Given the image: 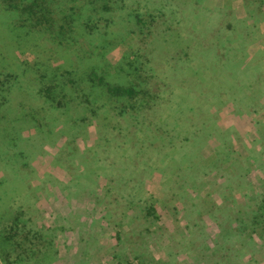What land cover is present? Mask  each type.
Here are the masks:
<instances>
[{
	"label": "trees",
	"instance_id": "1",
	"mask_svg": "<svg viewBox=\"0 0 264 264\" xmlns=\"http://www.w3.org/2000/svg\"><path fill=\"white\" fill-rule=\"evenodd\" d=\"M99 1L101 10L106 12L111 8L109 2H113V0ZM95 3V0H83L80 6L71 4L67 0H0V171L2 172L0 175V256L4 263H7V256H10L12 250H16L17 258L27 252L35 254L39 249L38 243L34 244L35 249L25 245L27 242L31 243V238H36L39 243H42V232L34 228L26 229L22 233L21 242L16 241L15 237L27 227L26 222L31 217L26 215L41 199L39 192L43 190V187L48 191L46 188L53 181L58 184V188L60 185H63V188L73 187L75 191L67 194L71 197L76 195L78 190L87 189L86 181L91 182L93 187L99 186L100 181L92 179L86 173L97 174L88 163H84V153H80L82 161L77 166L80 171L75 177L66 181H62L64 178L62 174L59 176L55 173L48 178H43V176L46 177V173L37 177L28 161L32 144H35V137L32 144L29 138L26 145L24 141L27 138H24L21 133L23 128H34L39 131L38 135L44 134L43 136L50 141L54 138L56 140L57 135L65 133L66 130L74 131L77 136L78 130H82L86 138L87 129L82 128L92 124L93 119H89V115H86L89 112L90 116L96 119L93 125L97 138L93 149L88 148V150H94L95 154L98 153L96 147L104 149L105 143L117 139L116 134L124 133L125 142L128 145L124 147L126 151H120L121 156H125L127 162L137 166L140 174H133L135 177L129 178L131 189L134 190L133 194L129 193V197H118L120 190L130 189L126 182H115L109 179L107 185L102 184L109 186L105 190L106 197L110 196L113 190H115V196L104 203L101 217L109 223L114 213L123 217L126 215V209H132L136 204L135 207L143 210L146 216L158 218L159 208L154 204L155 197L149 195V198L143 200L136 196L143 192L142 173L157 171L166 178L164 179V183L167 181L166 184L185 182L181 189L183 193L186 192L188 200H191L195 195H188L189 184H191L189 188H192V192L197 193L193 183L196 179H201L202 175L206 176L210 170L205 169L203 164L199 151L201 146L211 138L217 139L219 146L216 148V153L223 152L221 157L223 161L231 160L230 153L234 152L231 149L230 130L220 128L218 125L217 116L221 114L220 109L223 106L227 108L232 105L233 114L225 120L229 122L232 120L236 126H240L241 117L244 119L245 114L256 111L255 105L264 103V54L263 52L249 54L243 35H236V39L244 42L242 47L235 45V39L231 41V35L225 36L227 43L215 38L207 44L204 56L210 64H207L206 70L199 63L191 67L192 70L189 73L191 76L188 77L186 74L180 80L179 90L175 96L169 95L163 98L159 96L158 91L151 92L150 87L145 84V80L150 75L143 76L141 71L145 69L148 59L140 62L138 67L126 63L128 70H125L124 65L116 66V74L125 70L123 71L125 76H133L134 80H130L129 77L122 83L112 82L110 76L112 73L102 71L107 68V63L104 65L103 62H108L104 57L105 50L108 46L110 49L114 47L118 43V37H125L133 31L141 34V37L149 35L155 20L152 15L143 11L123 9L122 13L120 11L115 18L104 12L103 14L107 16L97 21L99 25L94 27L88 21L92 19L91 11L94 10ZM82 11L87 12L88 17ZM113 22L124 24L120 27L122 29L125 27V33H119L117 28L114 29ZM228 28H233V24L228 25ZM74 34L83 36L86 41L91 40L89 44L93 45V49H85L80 54L75 48H69V43L74 39L77 40ZM48 37L53 45V54H50L51 62L46 59L45 49L41 48L42 40L47 41ZM183 40L188 41V39ZM214 46L220 47V50L211 49ZM29 48L36 55L43 54L40 57L37 56L33 62L21 60L19 54ZM99 49L101 52L98 51ZM54 55L57 58H64L63 62H58ZM220 58L224 59L223 63L215 64L214 60ZM207 72L208 75L205 76L204 73ZM21 76L27 78L24 87ZM192 89H197V94L192 92ZM31 90L38 99H41L43 104L41 107H47V109H35L30 98ZM204 95L210 96V99L207 97L203 100L199 97ZM190 96L192 99L189 102ZM212 106L213 111L210 110ZM100 110L104 121L96 118ZM141 112H144V118L136 116ZM120 117L125 127L116 121ZM112 119L115 123L111 125ZM139 124L147 126L145 133L138 130ZM44 128L47 129L44 130ZM122 145L123 143L119 147ZM128 147L134 149L135 154L127 153ZM82 151L85 152V149ZM148 152L150 155L146 157L145 154ZM230 164L235 167L234 161ZM53 165L62 168L59 162H54ZM84 176L86 181H81ZM32 177L37 178L33 183ZM191 180L195 181L191 182ZM226 185L229 186L227 183ZM232 188L229 186V189ZM60 190L64 189L60 187ZM145 192L147 193L146 190ZM20 193H24L21 199L17 197ZM213 199L209 194L203 198L209 203L205 212L197 208L193 201L192 204L189 202V206L192 207L190 212L199 218L198 223L205 216L213 219L219 234L223 235L222 240L230 239L233 234L234 241L231 243L227 241L226 244L230 245L225 250L239 255L245 250L242 240L238 239V234L242 233L240 225L244 219L239 217V211L235 212L232 207L236 203V195L235 197L220 196L222 200L220 202ZM263 200L264 196L261 198L262 202ZM227 204L229 207H226ZM257 210L260 211L252 216L254 222H258L264 216V202L257 207L256 212ZM2 222L4 224L1 225ZM45 234L49 238L52 237L50 233ZM218 247L221 249L214 244L213 252L216 253ZM225 257H228L227 254ZM138 258L139 260L135 263L126 260L117 264H150L143 256ZM148 259L153 260L149 256ZM159 262L155 263L159 264ZM249 262L259 264L257 260L250 259ZM249 262L246 264H250ZM208 264L218 263L215 259V262L210 260Z\"/></svg>",
	"mask_w": 264,
	"mask_h": 264
},
{
	"label": "rangeland",
	"instance_id": "2",
	"mask_svg": "<svg viewBox=\"0 0 264 264\" xmlns=\"http://www.w3.org/2000/svg\"><path fill=\"white\" fill-rule=\"evenodd\" d=\"M67 1L80 6L83 2V0ZM95 2L93 6L95 8L91 11L93 16L90 18L92 19L88 21L94 27L99 25V23H96L97 21L107 16L103 14L106 11L100 8L99 4L101 2L99 0H95ZM109 4L111 8L106 13L108 16L111 15L112 18H115L120 11L122 13L123 9L127 11L136 9L152 15L155 25L151 29V33L145 37H141V34H137L134 31L133 33H128L125 37H118V43L111 49L108 46V51L106 49L104 52V57L107 58L108 62H103L104 65L107 63V68L102 71L111 72V81L115 83L125 82V79L129 77L130 80H134L133 76H125L123 73L127 69L126 63L138 67L140 62L148 59L145 69L141 71L143 76L150 75L145 80V84L150 87L151 92L158 91L159 96L163 98L169 95H176L179 90L180 80L186 74H188V77L191 76L189 73L192 70L191 67H194L195 64L199 63L206 70L207 64H210V62H207L206 56H204V49L215 38L227 43L225 36L231 35V41L235 39V45L242 47L244 42L241 39H236V35H243L248 53L254 52L255 47L260 46L261 42H264V0H113ZM82 13L88 17L87 12L82 11ZM144 18L148 19L145 16ZM231 23L233 28H228ZM122 25L124 24L113 22L114 29L117 28L119 33L124 34L126 29L125 27L122 29L120 27ZM135 29L138 32L137 28ZM86 33L89 34L90 32L86 31ZM74 36L77 37V40L75 41L74 39L70 42L69 48H75L80 54L85 49H93V45L89 44L91 40L86 41L83 36L78 34H74ZM47 39L49 41L42 40L41 48L45 49V52H47L46 59L51 62L50 54H53V45L50 42V37ZM183 39H188V41ZM211 49L219 51L220 47L214 46ZM98 51L101 52L100 49ZM42 54L37 53L36 55L29 48L28 50H23L19 57L21 60L33 62L37 56L40 57ZM54 57L58 62H63L64 58H57L55 55ZM223 61L224 59L220 58L214 60V63L220 65L219 62L223 63ZM122 65H124L125 70L116 74V66L121 67ZM186 66L188 67L185 68ZM129 71L131 72V70ZM204 75L207 76L208 72L204 73ZM20 79L24 81V87L27 83V78L21 76ZM192 90V92L197 94V89ZM15 92L18 93L17 90ZM199 97L203 100L207 99V97L210 99V96L206 95ZM30 98L35 109H47V107H41L43 106L42 101L37 98L33 90H31ZM17 99L19 101L20 97L18 96ZM191 99L190 96L188 101L190 102ZM213 109L214 107L212 106L210 110L213 111ZM231 109H233L232 105L227 108L223 106L220 109L221 114L217 116L220 128H227L231 133V149L234 150V152L230 153L231 160L223 161L221 159L223 152L221 154L216 153V148L219 146L217 139L212 140L211 138L204 143L199 151L205 169H210V174L208 173L207 177L202 175V178H198L196 181L191 180V182L195 181L193 184L198 191L197 193L192 192V188H189L191 184H189L187 188L188 195H195L191 200L186 197V192H182L181 187L185 182L180 184L169 182L166 184L167 181L164 183L166 178L157 171L142 173L141 188L143 192L136 196L141 197L143 200L149 198V195L154 196V204L159 208V217L146 216L143 210L135 207L137 206L136 204L132 209L127 208L126 215L123 217L114 213L113 217L109 219V223H111L113 228L111 230L108 229L106 235L111 241V245H113V253L117 257L118 262L129 260L135 263L139 260L138 257L143 256L150 264H157L155 263L156 261H160L159 264L161 262H166V264H208L210 260L215 262V259L218 264H246L250 259L257 260L259 264H264V216L258 222H254L252 219L253 214H257L260 211L257 210L256 212L257 207L264 202V200L263 202L261 201L264 196V103L263 105H255L256 111L245 114L243 116L244 119L241 117L239 120L240 126H236L232 120L230 122L225 120L233 114ZM249 111H251L250 108ZM98 113L100 114L96 118L104 121L102 111L100 110ZM145 113L149 114V112ZM86 115H89V119H93L92 124L88 125L87 128H82L87 129L86 138L82 130H78V136L74 131L66 130L65 133L57 135L56 140L55 136L52 137L54 139L51 141L43 136L44 134L38 135L39 131L31 127L23 128L21 133L24 138H27L24 141L26 145L29 138L32 144L35 137V144H32L28 161L29 165L34 168L37 177L42 176L44 173L47 175L46 177L43 176V178H48L54 173L59 176L62 174V177H64L62 181L75 177L80 171V169H77V166L82 161L80 153H84L85 159L83 160L85 162H83L88 163L90 168L95 169L97 172L94 175H90L89 172L86 173L92 179L100 181L99 186L93 187L91 182L86 181V174L81 179V181H86L88 187L84 190H78L81 191L78 196L85 195L90 199L89 202L86 199V202L79 208H84L88 205L92 208L93 204V208L98 212L103 209L104 203L109 201L107 199H112L115 196V190H113L110 192V196L106 197L105 194L107 193L105 190L109 186L102 184L106 183L107 185L108 180L113 179L115 182H126L131 189L129 178H134L135 175L133 174H140V171L137 166L127 162L125 156H121L120 151H126L124 147L128 145L125 142L124 136L126 137V135L124 133L116 134L117 139L110 143H105L104 149L96 147L97 154H95L94 150H88V148L93 149L95 146L97 132H95L93 125L96 121L95 117L90 116L89 112ZM136 116L144 118L145 114L141 112V114L139 113ZM115 120L112 119L111 125L115 123ZM116 121L125 127L121 117ZM138 126L140 132H146L147 126L141 124ZM46 129L44 128V130ZM139 131L137 132L139 133ZM121 143L123 145L119 147ZM84 149L85 152L82 151ZM128 149L127 153L135 154L134 149L130 147ZM145 155L149 157L150 152ZM231 161H234L235 167L231 166ZM54 162H59L62 168L55 167L53 165ZM0 175H2L1 171ZM36 180L37 178H33L31 181L33 183ZM53 182L55 184L52 185ZM53 182L46 189L48 191H59L60 193L56 191L59 197L67 195L70 191H75L73 187L63 188V185L58 188V184L55 181ZM226 183L233 188L229 189ZM40 184L42 185V182ZM238 185L239 187H237ZM145 186L148 194L144 190ZM60 187L64 190H60ZM130 189L120 190L118 197H129V193H134V190L131 189L130 192ZM48 191L43 187L39 195H48ZM207 194L211 198L212 196L215 197L214 201L218 202L222 201L220 196L227 197L232 195L235 197L236 195L237 202L232 207L235 212L239 211L238 216L244 219L240 225L242 233L238 234V239L242 240L241 243L245 250L239 255L225 250L230 245L226 244V242L230 241L231 243L234 241L233 234L230 239L222 240L223 235L219 234L218 227L213 219L211 220V218L209 219V217L205 216L198 223L199 218L193 212H190L192 207L189 206V202L192 204V201L197 208L205 212L209 203L204 201L203 198ZM17 197L23 198L24 193L18 194ZM51 197L47 199L42 197L33 208L36 207L37 211H39L38 209L44 208L47 201L55 202L56 199ZM60 201L61 203L65 202L63 200ZM226 207H229V204ZM91 208L88 209L90 213L93 212ZM31 211L34 210L31 209ZM251 211L254 212L251 213ZM29 212L30 210L26 217L30 216ZM33 213H35L33 217L36 216V211ZM82 215L84 216L85 212ZM30 217L26 222L27 227L21 230L22 232L19 233V236L15 237L16 241L21 242L23 240L21 235L26 229H36L35 223L37 222L32 217V213ZM76 218L79 219L77 216ZM75 221L76 219L74 218L70 222L63 224L66 227L65 233L69 234V224ZM214 244L221 247V249L218 247L216 253L212 249ZM15 252L16 250H12L11 253L14 254ZM226 254L228 257H225ZM148 256L153 258V260L148 259ZM162 258L167 260H162ZM249 263L251 264V262Z\"/></svg>",
	"mask_w": 264,
	"mask_h": 264
},
{
	"label": "crops",
	"instance_id": "3",
	"mask_svg": "<svg viewBox=\"0 0 264 264\" xmlns=\"http://www.w3.org/2000/svg\"><path fill=\"white\" fill-rule=\"evenodd\" d=\"M255 48V51L252 53L249 52V54H255L257 52H263L264 54V42H261L260 46ZM56 191L57 190H49L47 192L48 195L40 196L46 199L52 196V199H56L55 202L47 201L44 208L38 209L39 211H37L36 207H32L31 209L36 211V216L34 217V211H30L29 213H32V217L35 218L37 222L35 223L36 230L42 232V243H39L36 238H31V243L27 242L25 245H30L32 249H35L36 245L34 244L38 243L39 249L36 250L35 254L27 252L17 258L15 253H11L12 255L10 254V256H7V263L117 264V257L113 253V245H111V241L106 235L107 230H111L113 226L109 224L106 219L101 217V212L104 208L101 211L99 210L100 212H97V210L93 208V204L92 208L89 207L90 205L79 208V206L86 202V199L89 202L90 198L85 195L78 196V193L81 191H78L76 195L71 197L67 195L59 197L57 193L60 192L57 191L56 193ZM212 198L215 197L212 196ZM60 200L65 202L61 203ZM64 207L65 209H63ZM89 208L93 210L92 213L88 212ZM84 212L85 215L83 216L82 214ZM76 216L79 217V219H77ZM74 218L76 221L69 224V234L65 233L66 227L63 224L70 222ZM45 233H50L52 237H47ZM162 260L167 259L162 258ZM7 263H4L0 256V264Z\"/></svg>",
	"mask_w": 264,
	"mask_h": 264
}]
</instances>
